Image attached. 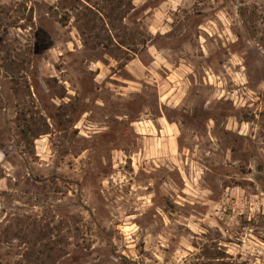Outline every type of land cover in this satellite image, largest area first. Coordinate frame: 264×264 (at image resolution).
Returning <instances> with one entry per match:
<instances>
[{
	"label": "rangeland",
	"instance_id": "rangeland-1",
	"mask_svg": "<svg viewBox=\"0 0 264 264\" xmlns=\"http://www.w3.org/2000/svg\"><path fill=\"white\" fill-rule=\"evenodd\" d=\"M0 264H264V0H0Z\"/></svg>",
	"mask_w": 264,
	"mask_h": 264
},
{
	"label": "trees",
	"instance_id": "trees-1",
	"mask_svg": "<svg viewBox=\"0 0 264 264\" xmlns=\"http://www.w3.org/2000/svg\"><path fill=\"white\" fill-rule=\"evenodd\" d=\"M17 122H18V126H20L21 128L20 133L22 134L24 139H27L28 134L32 133L33 131L31 121H28V119H26V117L23 116L22 118L17 119ZM40 130L38 129V131L34 133V135L32 134L34 138L41 135Z\"/></svg>",
	"mask_w": 264,
	"mask_h": 264
},
{
	"label": "crops",
	"instance_id": "crops-1",
	"mask_svg": "<svg viewBox=\"0 0 264 264\" xmlns=\"http://www.w3.org/2000/svg\"><path fill=\"white\" fill-rule=\"evenodd\" d=\"M132 61L134 62V60H131V61H130L129 63H127L125 66H126V67H130V66L132 65V63H133Z\"/></svg>",
	"mask_w": 264,
	"mask_h": 264
}]
</instances>
